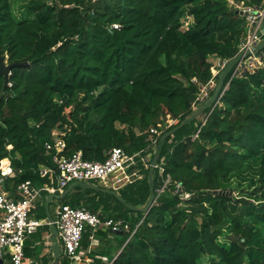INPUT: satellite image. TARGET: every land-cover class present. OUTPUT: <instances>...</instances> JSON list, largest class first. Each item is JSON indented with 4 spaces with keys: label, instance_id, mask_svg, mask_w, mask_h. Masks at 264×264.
I'll return each mask as SVG.
<instances>
[{
    "label": "trees",
    "instance_id": "trees-1",
    "mask_svg": "<svg viewBox=\"0 0 264 264\" xmlns=\"http://www.w3.org/2000/svg\"><path fill=\"white\" fill-rule=\"evenodd\" d=\"M231 1L0 0V55L13 65L5 89L0 74V163L22 170L8 190L49 181L39 170L54 167V155L103 161L120 147L145 158L155 147L148 167L140 158L132 168L139 176L121 199L98 181L56 194L128 225L121 234L84 232L90 264H264V67L233 78L231 70L206 120L180 127L208 100H199L202 88L224 68L214 76L215 64L239 52L246 18ZM28 24L37 26L30 36ZM168 119L176 124L165 128ZM54 131L61 151L46 147ZM151 180L155 193L169 182L145 213ZM232 193L247 198L241 208ZM58 264L71 261L62 254Z\"/></svg>",
    "mask_w": 264,
    "mask_h": 264
},
{
    "label": "built area",
    "instance_id": "built-area-1",
    "mask_svg": "<svg viewBox=\"0 0 264 264\" xmlns=\"http://www.w3.org/2000/svg\"><path fill=\"white\" fill-rule=\"evenodd\" d=\"M230 3L237 14L246 18V35L238 54L247 51L253 52L254 47L264 38V0L260 6ZM257 53L249 55H253L252 59L255 60L258 59ZM249 55H245L233 67L232 78L247 71L249 62L252 60L246 61ZM260 60L264 61V55H260ZM223 63L222 67H225L227 62ZM212 71L214 76L219 73V71L216 72L215 67L212 68ZM212 81L214 80H211L210 83ZM208 95L207 91L204 92L199 100H205ZM151 132L155 135L161 133L155 127L151 128ZM59 135L60 133L54 131L55 143H46L48 150L53 147L57 151L64 149L65 142L58 137ZM137 158H142L144 163H150V160L147 161L139 153L129 154L120 147L112 148L108 157L103 161L84 159L81 151L71 157L54 155V167L46 165L39 170L41 177L49 178L46 184L38 185L32 180H25L16 187L14 192L6 188V182L9 178L17 176L22 170L17 171L9 158L3 159L0 163V264H27L25 252L27 237L43 225V221L32 217L33 209L36 208V203L42 197L43 192L55 195L58 192L63 193L71 184H88L91 181H100L108 186L110 184L112 188L121 187L125 183H132L133 176H139V170L131 171L138 162ZM159 169L161 171L162 167L159 166ZM168 182L169 180L156 189L158 196L165 192ZM47 224L56 226L61 254L69 258L71 264H90L92 261L89 257H85L81 251L83 235L88 228L93 230L107 228L111 234H121L123 228L128 229V225L123 226L122 220L105 219L85 205L72 206L65 203L59 206L56 219H50Z\"/></svg>",
    "mask_w": 264,
    "mask_h": 264
},
{
    "label": "water",
    "instance_id": "water-1",
    "mask_svg": "<svg viewBox=\"0 0 264 264\" xmlns=\"http://www.w3.org/2000/svg\"><path fill=\"white\" fill-rule=\"evenodd\" d=\"M264 50V38L262 39V41H260L253 49L252 51H247L246 53H240L237 56H235L233 59H231L226 66L224 67L223 71L220 74L216 89L214 91V94L212 95V97L210 99H208L207 101H205V103H203L202 105H200L197 110L190 115L188 118H186L180 125V127H183L184 125H186L187 123L195 120L196 118H198L205 110L210 108V112L209 114L214 110L215 106L217 105L218 101L221 98L222 93L225 91L226 86L224 87V83L228 77V74L230 73V71L233 69V67L236 65V63L241 60L245 55H249L251 53H256L259 51H263ZM16 65L21 66V65H26L28 66V63L25 64H21V63H16ZM13 65H8L6 58L4 55H0V74H3L5 77V81H4V89L8 84V75L10 74V70L12 68ZM228 85V84H227ZM175 130L170 131L169 133H166L164 135V138L172 135L174 133ZM159 157V152H156L155 158L153 159L152 165L150 167V178L152 179L153 176V172L154 169L156 167V163H157V159ZM75 186V184L70 185L69 189H72ZM95 185H92V187H94ZM109 192H112L115 195H118L116 193L115 190H107ZM215 193H223V191H215ZM64 194V193H63ZM118 197L120 198V196L118 195ZM121 199V198H120ZM157 199V195L155 193V189H154V184L151 180V184H150V199L149 202L147 204V206L144 208L145 213H148L149 210L151 209L154 201ZM131 208H135V206H131ZM51 233H52V240H53V247H52V251H53V255L55 257V261L53 264H58L60 262L61 259V246L57 237V228L54 224L51 225Z\"/></svg>",
    "mask_w": 264,
    "mask_h": 264
},
{
    "label": "crops",
    "instance_id": "crops-1",
    "mask_svg": "<svg viewBox=\"0 0 264 264\" xmlns=\"http://www.w3.org/2000/svg\"><path fill=\"white\" fill-rule=\"evenodd\" d=\"M151 148H152V150H150L144 156L147 161H149L152 158V155L155 152L154 145H152ZM147 166L148 165H146L145 168ZM109 186H110V188H109V190H110L112 186L110 184H109ZM127 186L130 187L131 185L128 183H125L121 187H116V189L119 188V190L121 191L122 189L127 188ZM96 187L97 186H94V188H96ZM105 189L108 190V187H105ZM116 189H113V190H116ZM120 191L117 190L116 193L119 195ZM61 194H63V193H61ZM127 194H126V197L128 199H130L131 197H130L129 191H127ZM135 195H137V194L134 193L133 196H135ZM57 199H59L61 201L60 196H57L56 194L50 195V194H47L46 192H43L42 193V199L40 200V202H39V200L37 201L36 208L33 209V216L32 217L43 221V225L40 226L42 228L41 230L38 229L35 233H33L27 237L26 243L28 244V247H29V256L26 255L27 264H53L55 261V257L53 255V251H52V247H53L54 242L52 240L51 225L47 224V222L50 219H56L57 210L63 202L60 204H57L56 209H55V217L54 218H51V217L44 218V216H43V218L41 219L40 218L41 214H40L39 210L41 208L49 209L51 204L56 202ZM46 227H48L49 229H47ZM92 240H93L94 246H97L99 244V241L97 239L92 238ZM84 255H85V257H89L87 254H84Z\"/></svg>",
    "mask_w": 264,
    "mask_h": 264
},
{
    "label": "rangeland",
    "instance_id": "rangeland-1",
    "mask_svg": "<svg viewBox=\"0 0 264 264\" xmlns=\"http://www.w3.org/2000/svg\"><path fill=\"white\" fill-rule=\"evenodd\" d=\"M231 2H233V0L231 1ZM231 4V3H230ZM233 4L234 5H245L246 3L245 2H241V3H238V4H235L234 2H233ZM247 5V4H246ZM37 28V26L36 25H34V24H28V26H27V28H26V35L27 36H30V35H32L33 34V31H34V29H36ZM246 32V31H245ZM245 35H246V33H245ZM256 57H258V59H252L253 58V55H249L247 58H246V61H248V60H250V59H252V60H250V62H249V68L247 69V70H249L250 72H255V71H257V70H259L260 68H263L264 67V61L262 60H260V54L259 53H257L256 54ZM215 61V63H216V61L217 60H214ZM224 63H220V62H218V63H216L215 64V70H216V72L217 71H219V67H222V65H223ZM226 66V65H225ZM224 69V68H223ZM232 71H234L233 69H232ZM231 71V72H232ZM245 71H243L242 72V74L244 73ZM215 73V72H214ZM216 83H218V81L216 82L215 80L214 81H212L208 86H204L203 88H202V92L204 93V92H206L207 91V95H208V93H210L209 91L210 90H213V89H215L216 88ZM206 94V93H205ZM206 97V96H205ZM204 97V98H205ZM210 97H209V95H208V97H207V99H209ZM204 100V99H203ZM205 101V100H204ZM210 109V108H209ZM208 110V109H207ZM206 111V110H205ZM204 111V112H205ZM202 113L200 116H199V118L197 119V121H196V124H198V123H200V122H203V121H205L206 120V116L209 114V112H210V110H208L206 113ZM173 124H176V121L175 120H171V119H168L167 120V122H166V126H165V128H167V127H169V126H171V125H173ZM170 132V131H169ZM169 132H167V133H169ZM137 161H140V158H137L136 159ZM139 163V162H138ZM144 163V162H143ZM146 165H150V163H144V166H146ZM148 167V166H147ZM143 169V168H142ZM94 182H96V181H91V183H94ZM248 182V180H245V183H247ZM98 185L101 187V188H103V189H105V187H108V189L110 188V186H107L108 184H105V183H103V182H98ZM117 190L118 191H120L119 190V188H117L115 191L117 192ZM111 194H113L112 192H110ZM113 195H115V194H113ZM117 197H118V195H116ZM74 197V196H73ZM119 198V197H118ZM42 199V197H40L39 198V202H40V200ZM120 199V198H119ZM248 200H250V199H248ZM247 201V198H244V197H240L239 198V196H237V194L236 193H232L231 194V202H232V204L234 205V207L235 208H237V206H236V204H238L239 205V207L241 208L243 205H244V203ZM60 203H62V200L60 201L59 199H57L56 200V202H54V203H52L51 204V206L49 207V209H47V208H41L40 210H39V212H40V214H41V216H42V218H43V216H44V218H49V217H51V218H54L55 217V209H56V206H57V204H60ZM131 206H133V205H130V207ZM41 218V219H42ZM118 221V220H117ZM40 230L42 229L41 227L39 228Z\"/></svg>",
    "mask_w": 264,
    "mask_h": 264
},
{
    "label": "clouds",
    "instance_id": "clouds-1",
    "mask_svg": "<svg viewBox=\"0 0 264 264\" xmlns=\"http://www.w3.org/2000/svg\"><path fill=\"white\" fill-rule=\"evenodd\" d=\"M151 165H152V163H151ZM71 185H72V184H71ZM65 190H66V189H65ZM64 192H65V191H64ZM64 192H63V193H64ZM61 255H62V254H61Z\"/></svg>",
    "mask_w": 264,
    "mask_h": 264
}]
</instances>
